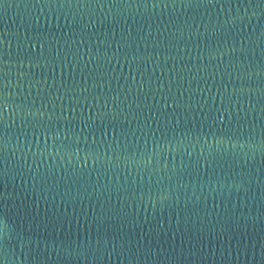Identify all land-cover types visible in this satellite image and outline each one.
I'll use <instances>...</instances> for the list:
<instances>
[{
    "label": "water",
    "instance_id": "water-1",
    "mask_svg": "<svg viewBox=\"0 0 264 264\" xmlns=\"http://www.w3.org/2000/svg\"><path fill=\"white\" fill-rule=\"evenodd\" d=\"M0 264H264V0H0Z\"/></svg>",
    "mask_w": 264,
    "mask_h": 264
}]
</instances>
